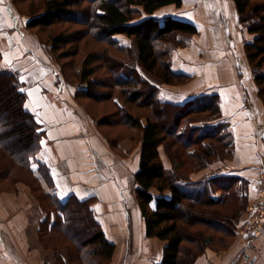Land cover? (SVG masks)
I'll list each match as a JSON object with an SVG mask.
<instances>
[{
    "label": "trees",
    "instance_id": "obj_1",
    "mask_svg": "<svg viewBox=\"0 0 264 264\" xmlns=\"http://www.w3.org/2000/svg\"><path fill=\"white\" fill-rule=\"evenodd\" d=\"M23 1H28L27 13L21 12L17 5ZM12 2L27 17L26 27L31 32H43V29L55 25L84 28L73 33L65 28L48 41L36 36L49 47L63 80L75 88L74 99H100L101 102L112 99L120 123H105L101 118V124L86 110L108 143L117 144L100 127H124L132 141H140L139 167L134 174L135 195L144 219L146 237L165 242L159 264H196L213 243L224 245L225 238L238 236L244 225L247 205L253 198L244 195V181L235 176H218V173L198 181L191 178L214 160L217 162L219 154L225 153L224 138L220 133L222 124L209 125L221 117L217 96H207L203 100L196 97L180 105L159 96L162 87L188 81V76L171 70L172 52L183 45L182 36L197 34L198 28L176 17L156 18L153 15L166 6L180 8L183 0ZM233 2L241 27L254 36L252 43L244 42V53L264 107V0ZM86 36L96 38L125 58H117L118 62L109 60L111 76L101 78L97 76L98 64L107 61V49L103 54L93 52L87 55L78 70L73 66L74 77L78 79L75 84L67 79L64 66L59 62L63 55L60 57L56 52L63 45L74 44L78 49L79 42ZM120 38L124 40L122 44ZM116 88L123 105L108 92ZM26 101L18 75L0 72V129H3L0 131V180L8 179L15 171L27 172L42 193L36 200L45 213L38 237L42 240L43 235L59 233L69 245L75 243L77 237L83 240L78 246L79 264H102L104 261L109 264L115 246L107 240L95 218L91 207L94 198L71 194L65 201H60L50 171L32 161L38 153L41 125L34 113L25 108ZM131 107L138 112L132 113ZM196 123L200 125L194 126ZM161 147L170 150L175 157L169 169L162 163ZM36 172L41 174L40 178L35 177ZM152 188L157 190V195L150 193ZM166 191L170 192L169 198L163 197ZM153 201L155 208L151 209L149 204ZM185 221L202 225L205 229L192 231L190 224L183 226ZM208 231L212 234L207 235ZM215 232L222 237H216ZM64 247L68 254L67 247ZM55 259L62 261L59 255H55Z\"/></svg>",
    "mask_w": 264,
    "mask_h": 264
},
{
    "label": "crops",
    "instance_id": "obj_2",
    "mask_svg": "<svg viewBox=\"0 0 264 264\" xmlns=\"http://www.w3.org/2000/svg\"><path fill=\"white\" fill-rule=\"evenodd\" d=\"M153 16L176 17L198 28L197 34L182 36L183 45L172 52L171 70L188 81L162 87L159 96L180 105L216 95L221 111L209 125L222 124L225 153L192 174V180L214 173L239 177L244 195L253 197L264 170V107L244 53V42L252 37L241 27L233 0H183L180 8L166 6ZM26 20L12 0L0 3V72L16 73L25 81V108L44 132L58 199L65 201L71 194L94 198L95 218L115 246L110 264H159L165 242L146 237L135 195L140 141L110 145L73 98L74 91L60 95L50 49L27 29ZM160 155L164 167H172L173 158L163 147ZM18 191L0 195V264H54L55 255L66 264L67 251L52 253L39 241L45 213L24 188ZM150 193L158 194L154 188ZM163 197L169 198L170 192ZM149 207L154 209L155 202ZM235 239L227 250L208 248L196 264H264V228L256 237Z\"/></svg>",
    "mask_w": 264,
    "mask_h": 264
},
{
    "label": "rangeland",
    "instance_id": "obj_3",
    "mask_svg": "<svg viewBox=\"0 0 264 264\" xmlns=\"http://www.w3.org/2000/svg\"><path fill=\"white\" fill-rule=\"evenodd\" d=\"M37 4V3H36ZM17 5H19V10L21 12L27 13V6H28V1H23L21 3H17ZM254 19H256L254 17ZM253 19V20H254ZM65 28H69L68 30H70V32H74V31H82L84 28H82L81 26H67V25H55L50 29H43L42 31L39 30H33L32 33L37 34V36H40L41 39L43 41H48V38H50L53 34H58L59 32H61L62 30H64ZM249 35V34H248ZM249 37L254 38V36L249 35ZM252 38L250 40V43H252ZM123 39L120 38L119 43L122 44L123 43ZM75 45L71 44L68 46H61L59 48H57V52L56 55H59L61 58L59 60L60 64L63 65L64 67V73L67 77V79H69L72 83L77 84L78 83V79H76L74 77L73 74V68L77 67L76 70L79 69L80 63L84 61V59L86 58L87 55L93 53V52H102V54L106 51L107 49V61L102 60V62H100L98 65L99 69H97V76L103 78V77H109L111 76V72H110V68H109V60H111V62L113 61H117V58L120 59H124L125 57H123L121 54L116 53L114 50L107 48L105 44L101 43L100 41H97L96 38H92L90 36H86L81 42H79L78 45V49L74 48ZM52 61L54 62V67L57 69V71H55L56 75L59 77L58 79V84H59V88H60V95H66L67 93H69V91H74V87H72L71 85L67 84L65 81L60 80L61 79V74L59 72V68L56 64V61L54 59H52ZM75 66V67H73ZM76 73V71H75ZM112 78L114 79V77L112 76ZM154 79V78H153ZM61 86V87H60ZM84 88V86H83ZM57 90V92H56ZM55 92L57 93V95H59L58 89H55ZM110 95H113L112 97H116V99H118L121 104L123 105V100L120 98L119 96V89L116 88L113 91H108ZM108 97V96H106ZM75 101H77L78 104H80L85 111H89L97 121H99L101 124V120L103 119L105 123H120L119 118H117V114H116V106L114 105V103H112V99L111 100H105V101H100V99L97 101H86V100H82V99H75ZM125 105V103H124ZM127 108H130V106L128 104H126ZM134 107H131V112H136V109H133ZM138 112V111H137ZM139 113H145L144 111H140ZM102 118V119H101ZM101 130L104 132V134L113 142H126L129 143H133V145H135V142L131 140V136L130 134L127 132V129L121 126H106V127H100ZM40 131V141L38 142V153L33 157L32 161H36L39 164L45 166V168L47 170L50 171L49 168V164L48 163V154L46 151V140H45V136H44V132L43 130H39ZM138 137V136H137ZM169 142V141H168ZM174 144H172L171 147H173ZM170 150L168 149H164V152L166 153V155L168 156V158L171 159L175 158L173 156L172 153L169 152ZM170 159V160H171ZM33 166H35V164H32ZM51 174V172H50ZM40 173L36 172L35 173V177L40 178ZM52 177V176H51ZM41 181V180H39ZM43 185L44 190L48 191L47 187ZM19 186L21 188H24V190H26L28 193L31 194L33 200L35 201L36 204H38V201H36L38 198L41 197L42 193L41 191L38 189V186L36 184V182L31 178V176L25 172V171H15L13 173L12 176H10L8 179L5 180H0V195L3 196V194H7L8 193H13V194H18L19 193ZM231 203L234 204V201L232 200ZM39 205V204H38ZM221 210V208H219ZM190 224L189 229L190 230H203L205 229L204 226L202 225H192V222L187 223L185 221V223L183 224V226H186ZM212 232L208 231L207 235H211ZM215 236L216 237H222L220 234H217L215 232ZM39 241L41 243V245L47 249L50 250L52 253L55 252H59V251H66V249H64L66 246L69 253L67 254L66 252V264H79L80 259L77 257V252H78V246L79 243H81L83 240L78 239L77 237L75 238L76 241L75 243H72L71 245H69L68 240L63 238L59 233H56L54 235H43L42 240L40 239V236L38 237ZM225 242L224 245H221V243L212 244V248L211 250H227L231 245L234 244V242L236 241L235 238L230 237V238H225ZM64 245V246H63ZM244 252V251H243ZM55 258V257H54ZM161 262V261H160ZM111 263V261H109V264ZM183 263V262H182ZM54 264H65L63 263V261H56ZM99 264H101V262H99ZM102 264H105V261L102 262Z\"/></svg>",
    "mask_w": 264,
    "mask_h": 264
},
{
    "label": "built area",
    "instance_id": "obj_4",
    "mask_svg": "<svg viewBox=\"0 0 264 264\" xmlns=\"http://www.w3.org/2000/svg\"><path fill=\"white\" fill-rule=\"evenodd\" d=\"M264 228V170L260 174L256 193L246 209L244 225L239 231V239L258 236Z\"/></svg>",
    "mask_w": 264,
    "mask_h": 264
},
{
    "label": "snow or ice",
    "instance_id": "obj_5",
    "mask_svg": "<svg viewBox=\"0 0 264 264\" xmlns=\"http://www.w3.org/2000/svg\"><path fill=\"white\" fill-rule=\"evenodd\" d=\"M0 3H3V0H0ZM0 30H2V27H0ZM25 81L23 79L20 80V83H24ZM3 129H0L2 131Z\"/></svg>",
    "mask_w": 264,
    "mask_h": 264
},
{
    "label": "water",
    "instance_id": "obj_6",
    "mask_svg": "<svg viewBox=\"0 0 264 264\" xmlns=\"http://www.w3.org/2000/svg\"><path fill=\"white\" fill-rule=\"evenodd\" d=\"M248 257H247V255L245 256V259H247Z\"/></svg>",
    "mask_w": 264,
    "mask_h": 264
}]
</instances>
